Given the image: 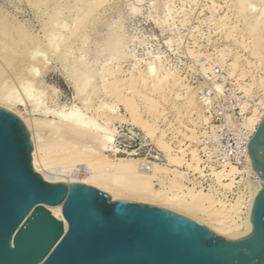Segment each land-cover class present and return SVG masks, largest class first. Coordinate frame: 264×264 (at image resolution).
I'll return each mask as SVG.
<instances>
[{
  "label": "rangeland",
  "instance_id": "obj_1",
  "mask_svg": "<svg viewBox=\"0 0 264 264\" xmlns=\"http://www.w3.org/2000/svg\"><path fill=\"white\" fill-rule=\"evenodd\" d=\"M174 1L177 15L174 13L175 18L167 24L161 19L163 0H0V99L7 96L2 103L8 102L23 118L40 121L53 120L54 113H69L75 108L93 116L102 104L113 105L127 117L125 107L103 90L99 70L104 66L118 69L115 78L121 86L125 79L146 72L160 60L165 68L180 76V84L166 91V103L159 99L166 109V120L160 118L157 125L165 131V141L174 151L179 154L183 149L186 160L191 161V151L197 149L194 139L208 123H200L198 113L186 110V101L175 93H195L199 101L198 87L204 78L208 80L203 67L227 69L234 57L241 65L234 77L241 78L240 72L244 71V80L252 83L253 78H264V61L260 63L249 48L252 37L238 0ZM169 40L172 47L166 43ZM185 86L191 89L188 93ZM121 88L127 94V87ZM87 99H92V104H86ZM135 101L145 112L143 99L137 96ZM207 115L205 111L206 118ZM145 117L155 121L147 113ZM109 129L112 149L122 152H108L111 158L167 164L165 154L140 126L116 120ZM48 133L44 131L46 137ZM192 135L193 140L187 139ZM180 169L187 173V186L209 192L188 184L198 181L200 172L190 171L187 164ZM241 174L232 176L236 179L232 188L217 183L232 189L229 194L220 197L210 193L227 205L244 198L241 217L245 218L249 199L244 190L250 187V181Z\"/></svg>",
  "mask_w": 264,
  "mask_h": 264
},
{
  "label": "water",
  "instance_id": "obj_2",
  "mask_svg": "<svg viewBox=\"0 0 264 264\" xmlns=\"http://www.w3.org/2000/svg\"><path fill=\"white\" fill-rule=\"evenodd\" d=\"M248 147L261 179L245 240H234L91 186L49 184L30 133L0 108V264H264V118Z\"/></svg>",
  "mask_w": 264,
  "mask_h": 264
},
{
  "label": "bare ground",
  "instance_id": "obj_3",
  "mask_svg": "<svg viewBox=\"0 0 264 264\" xmlns=\"http://www.w3.org/2000/svg\"><path fill=\"white\" fill-rule=\"evenodd\" d=\"M174 2V0H163L162 22L168 24V21L175 18L174 13L177 15L173 8ZM238 2L252 37V46L249 48L256 57L260 58V63H262L264 61V0H238ZM161 19L159 18L160 22ZM231 33L228 34L229 38ZM166 43L172 47L171 40ZM241 45L243 46V44ZM120 47L119 45L118 48ZM246 49L248 50L247 47ZM226 52L228 51L226 50ZM220 57L222 58L223 55ZM239 61L237 57H234L233 62L229 63L234 72L241 70ZM163 63L160 60L155 62L146 72H140L137 76L132 75L125 79L121 86L119 80L115 78L116 73L119 72L117 68L114 70L104 66L99 70L98 77L103 90L125 107L127 117L119 114L113 105L102 104L96 108L93 116L87 115L80 108H75L69 113L64 110L54 113L55 119L44 120V122L39 119L21 117V114L13 109L8 102L2 103L7 96L0 99V106L11 114L14 113V116L18 114L19 117H16L19 120L22 118L20 121L30 133L33 145L32 165L46 182H58L53 185L68 183L91 186L110 195L114 201L159 207L196 222L215 235L234 240H245L246 226L261 176L250 157L249 171L251 174H249L254 177V181L251 185L249 183L250 196H248L245 218L241 217L245 205L244 198L240 197L235 203L227 205L210 192L187 186L185 182L187 173L180 168L187 164V169L190 171L202 172V161L197 149L191 151L192 159L189 162L185 158L186 152L183 149H180L179 154L176 153L170 143L165 141V131H161L157 125V120L166 115V109L159 99L166 103V91L171 90V86L180 84V81L178 82L179 75L168 70L169 68H165V63ZM209 70H211L210 67H203L205 73ZM240 73L241 79L247 74L244 71ZM252 84L264 92V78H253ZM122 86L127 87V94L123 92ZM186 88L188 93L191 89L188 86ZM137 96L143 99L145 112L136 103L135 97ZM175 96L186 101V110L194 109L198 113L200 123L207 122L205 110L196 99L195 93L183 96L177 92ZM85 102L92 104L93 101L91 99L90 102V99H87ZM145 113L154 117L155 121L146 118ZM260 114L259 112L255 113L251 119L253 124L260 125L264 118L263 113L261 116ZM116 120L131 121L140 126L165 154L167 164H147L135 158L117 156L111 158L107 155L108 152H113L111 147L113 137L109 125ZM99 121H102L103 124ZM45 130L49 131L47 137L44 135ZM186 137L193 140V135ZM241 171V169L233 167L229 172L224 170H213L212 172L217 183L225 188H232L236 180L235 175L241 174ZM158 185L160 188H157Z\"/></svg>",
  "mask_w": 264,
  "mask_h": 264
},
{
  "label": "built area",
  "instance_id": "obj_4",
  "mask_svg": "<svg viewBox=\"0 0 264 264\" xmlns=\"http://www.w3.org/2000/svg\"><path fill=\"white\" fill-rule=\"evenodd\" d=\"M204 74L208 76V80L204 78L197 92L199 101L208 114V125L193 142L197 146L203 170L198 181L188 184L198 185L216 196L224 197L232 189L220 187L213 170L228 172L233 167L239 168L243 170L241 175L246 181H254V177L248 172V145L259 127V124H253L251 119L256 112L264 115V92L243 78L234 77L236 72L231 65L227 69L211 68ZM114 151L117 155L122 153L117 149H113ZM244 191L249 199L250 188L247 187ZM225 197L227 198V195Z\"/></svg>",
  "mask_w": 264,
  "mask_h": 264
}]
</instances>
